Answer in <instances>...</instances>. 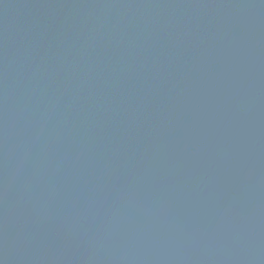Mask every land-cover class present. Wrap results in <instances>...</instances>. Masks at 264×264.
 <instances>
[{
  "label": "water",
  "instance_id": "95a60500",
  "mask_svg": "<svg viewBox=\"0 0 264 264\" xmlns=\"http://www.w3.org/2000/svg\"><path fill=\"white\" fill-rule=\"evenodd\" d=\"M0 264H264V0H0Z\"/></svg>",
  "mask_w": 264,
  "mask_h": 264
}]
</instances>
